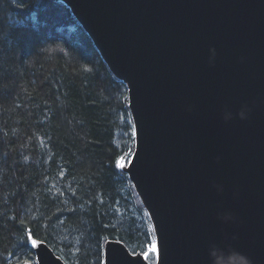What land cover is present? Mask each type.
Returning <instances> with one entry per match:
<instances>
[{"label": "water", "instance_id": "95a60500", "mask_svg": "<svg viewBox=\"0 0 264 264\" xmlns=\"http://www.w3.org/2000/svg\"><path fill=\"white\" fill-rule=\"evenodd\" d=\"M62 1L129 86L160 264H264V0Z\"/></svg>", "mask_w": 264, "mask_h": 264}, {"label": "trees", "instance_id": "16d2710c", "mask_svg": "<svg viewBox=\"0 0 264 264\" xmlns=\"http://www.w3.org/2000/svg\"><path fill=\"white\" fill-rule=\"evenodd\" d=\"M135 150L129 87L71 8L0 0V264H37L29 236L66 264H100L113 238L141 253Z\"/></svg>", "mask_w": 264, "mask_h": 264}, {"label": "snow or ice", "instance_id": "6c2138e0", "mask_svg": "<svg viewBox=\"0 0 264 264\" xmlns=\"http://www.w3.org/2000/svg\"><path fill=\"white\" fill-rule=\"evenodd\" d=\"M115 163L120 168L126 166V160L124 157L119 158ZM127 163H130V161ZM145 239L146 244L144 250L139 254L133 252L131 254L133 259H129V253L124 247L122 240L113 238L112 240L106 241L103 255L100 257V264H119L120 260H124L126 264H153V262L159 264L160 257L157 239L149 237L147 232L145 233ZM28 240L35 248H39L43 243L39 238L33 236H29ZM136 255H140L141 259L139 261L134 259ZM236 260L238 264H244L242 258L237 257Z\"/></svg>", "mask_w": 264, "mask_h": 264}, {"label": "bare ground", "instance_id": "6f19581e", "mask_svg": "<svg viewBox=\"0 0 264 264\" xmlns=\"http://www.w3.org/2000/svg\"><path fill=\"white\" fill-rule=\"evenodd\" d=\"M134 258H137V257H134ZM159 264H160V262H159Z\"/></svg>", "mask_w": 264, "mask_h": 264}, {"label": "rangeland", "instance_id": "374dc122", "mask_svg": "<svg viewBox=\"0 0 264 264\" xmlns=\"http://www.w3.org/2000/svg\"><path fill=\"white\" fill-rule=\"evenodd\" d=\"M127 167H128V166H127ZM127 167H126V168H127Z\"/></svg>", "mask_w": 264, "mask_h": 264}]
</instances>
